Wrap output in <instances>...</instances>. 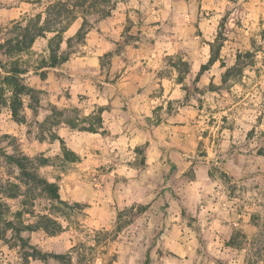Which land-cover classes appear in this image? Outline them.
<instances>
[{"label":"rangeland","instance_id":"374dc122","mask_svg":"<svg viewBox=\"0 0 264 264\" xmlns=\"http://www.w3.org/2000/svg\"><path fill=\"white\" fill-rule=\"evenodd\" d=\"M29 1L38 5H33L30 15H23L17 22L26 26L31 25V19L40 20L41 25L49 21L46 27L51 31L32 48L13 51L9 56L6 53L10 45L6 40L17 38L23 31H19L17 22L0 21L1 77L15 67L28 70L46 67L43 61H52L53 54L69 58L73 53L83 52L89 29L108 14L111 16L117 3L124 0ZM134 1L145 6L134 7L138 13L156 16L152 24L156 27L147 33V22L129 19L123 38L116 40L115 50L120 52L126 43L139 46L152 41L157 46L156 41L160 40L175 50L173 55L161 57L160 67L184 83L181 98L170 100L164 111L160 107L158 117L151 122L163 120L165 112L179 111L183 105L196 108H190L189 123L176 129L175 157L167 160L169 165L147 172L142 200L137 196L116 200L113 222L107 227L97 226L89 217L88 195L93 188L104 186L103 175L108 168L77 163L80 156L67 147L58 130L65 125L95 130L101 125L104 108L87 114L73 101L63 107L49 91L33 87L34 93L21 96L23 118L18 123H24V132L0 133V264L64 262L52 257L47 261L30 257L33 248L70 253L72 264H149L151 256L158 257V264H207L202 256L207 252L202 248L201 217L194 215L192 208L196 206L189 197L190 181L204 175L206 165L216 181V199L225 204L231 202L228 206L237 207L240 214V225L227 242L235 244L237 250L214 262L264 264V0ZM0 2L8 4L11 0ZM59 3L71 12L55 19L52 8ZM151 9L156 12H150ZM81 28L86 32L84 38L77 36ZM140 33L146 39H141ZM217 51L219 58L210 65L212 69L204 78V85L197 83V74H188L190 63L204 60L207 64ZM111 57L103 60L109 71L114 67ZM21 82L27 84L24 75ZM13 87L14 83L0 85V90L3 89L0 100L7 103L0 107L8 106ZM84 97L87 96L81 95L80 99ZM135 151L137 154L130 156L140 165L145 164V144ZM24 155L36 159V163L41 158L47 159L46 165L39 162L36 168H29L59 185L63 203L51 199L42 186L23 176L12 158ZM232 155L229 165H225ZM129 188L132 193L136 190ZM197 203L200 208L201 201ZM151 205L158 210L154 216L144 213ZM46 217L56 223H47ZM27 225L36 229L28 230ZM135 235L143 242H132L120 258L119 249L126 243L123 241ZM184 239L186 242H182ZM185 254L195 257L186 261Z\"/></svg>","mask_w":264,"mask_h":264},{"label":"crops","instance_id":"0c3cea01","mask_svg":"<svg viewBox=\"0 0 264 264\" xmlns=\"http://www.w3.org/2000/svg\"><path fill=\"white\" fill-rule=\"evenodd\" d=\"M33 5H38V2L33 3L29 0H11L8 4L0 2V21L17 22L23 15H30ZM143 5L141 2L135 3L134 0L118 2L111 16L89 29L83 52L73 53L56 67L28 70L24 74L25 82L29 86L49 91L56 97L55 102L63 107L73 101L84 108L87 114L99 107L104 108L101 113V125L95 130L73 129L66 125L58 130V135L66 142L67 147L80 156L77 163L92 168H108L103 175L104 186L93 188L88 195L89 217L97 226L107 227L113 222L117 212L116 200L121 202L122 199L133 196L141 198L139 200L144 198L145 194L141 189L144 187L147 172L151 173L159 170L161 166L169 165L167 160L175 157L177 152L174 146L176 129L189 123L187 118L192 112L190 108L196 110L194 106L183 105L179 107V111L165 112L163 120L151 122L158 117L160 107L164 111L170 100L181 98L184 83L177 79V75H169L168 70L160 67L159 61L162 56L167 57L175 53V50L169 49L170 47L165 46L160 40L156 41L157 46L152 41L148 43L149 45L139 46L126 43L120 52L115 50L116 40L123 38V31L129 19L134 21L136 19L137 23L147 22L149 24L147 33L156 27L152 25L153 21H156V16L152 13L141 15L134 8H145ZM152 11L156 12V9H151L150 12ZM139 35L141 39H146L143 33ZM110 55L114 64L111 71L103 64L105 57ZM204 64V60L191 62L188 73L197 74V83L202 82L203 85L204 78L212 69L209 68L199 74ZM42 72L46 73L45 76H42ZM81 95L87 96L84 97L86 98L84 101L80 99ZM179 123L184 126H180ZM24 129V123H18L14 119L9 105L0 107V133L16 135L24 132ZM143 144L146 146L147 159L145 164L140 165L130 154L136 155V147ZM44 149L41 146V150L46 151ZM233 157L232 155L224 164L229 165ZM204 170V175L201 177L197 175L190 181L189 197L192 205L196 206L192 208L194 215L201 217L202 248L205 253L207 252L202 256L207 264H216L214 261L218 262L219 259L229 256V251L233 253V250H237L235 244L227 242L240 225L238 220L240 214L237 207L228 206L231 202L225 204L216 199V181L211 176L208 165ZM129 186L135 187L136 190L133 193L129 192L131 191ZM78 194L84 196L82 192ZM197 201L202 203L200 208ZM157 212L154 205L144 211L145 214L153 216ZM123 242L126 243L119 249L120 258L129 250L132 242L143 241L135 235ZM182 242H186V239ZM186 255L188 254L183 256L185 258L183 260L186 261L195 257ZM139 260L143 261L142 258ZM149 264H158V257L151 256Z\"/></svg>","mask_w":264,"mask_h":264},{"label":"trees","instance_id":"16d2710c","mask_svg":"<svg viewBox=\"0 0 264 264\" xmlns=\"http://www.w3.org/2000/svg\"><path fill=\"white\" fill-rule=\"evenodd\" d=\"M52 10L54 11L55 16H56L55 19H61L60 17L63 14L65 15V13L71 12V10H67V9L65 10V8H63L62 3H59L58 5L54 6ZM107 16H109V14ZM38 17L39 19H41V15H38ZM31 21H32L31 25L30 23H28L26 26H22L21 22H17L19 31L21 32L23 31V33L19 35L17 38H9L8 40H6L5 43L10 45V48L8 49L9 51H7L6 53L7 55L11 56L10 53H13V51L21 52L27 48L29 49L32 48L37 38L43 37L45 36L46 32L51 31L49 28L46 27V24H48L49 21H47V23H45L46 22L45 21L42 25H41L40 20L38 21L36 19L34 20L31 19ZM85 35H86V32H84L83 28H81L77 33V36L81 38L82 37L84 38ZM57 36L58 34H56L55 37ZM69 39H72V37ZM62 41L63 40L60 39V42ZM59 48L60 47H58V49ZM218 58H219V51H217L216 54L212 55V57L210 58L207 64L202 65L199 74L209 69L210 65H212ZM67 59H68L67 56L60 57L56 54H53L52 61L47 62L46 60H44L43 66L55 67L57 64L63 63ZM27 71H28L27 68L15 67L13 69L5 71V74H6L5 76H2V77L0 76V85L2 83L4 85H7V84L10 85L11 83H14L13 97L9 101L8 105L10 106L12 115L17 122H22V118H23V116H21L20 110L24 105V100L21 96L23 94L31 95V93L35 92L33 87L21 82L22 76ZM0 75H1V71H0ZM42 76H44V73L42 74ZM0 91H3V89H1ZM0 104L6 105L7 103L6 101L2 102L0 100ZM83 130H88V129H83ZM12 159H15V161L17 162V165L22 170L23 176L26 179H28L29 182H34L37 185L42 186V189L46 193L49 194L51 199L63 203V201L61 200V196H60L59 185L56 182H52V181L47 180L46 178L41 177L39 174H37V172L31 171L29 168V166H31L32 168H36V166H39V162L41 165H46L48 163L46 158H41L40 161H37L38 163H36V159L31 158L26 155L22 156L21 158H12ZM10 196L16 197L17 195H10ZM45 219L47 223L49 222L56 223L51 218L46 217ZM8 223L12 225L11 222H8ZM25 228L28 230L36 229V227L32 225L31 226L27 225ZM29 256L34 257V258H40L44 261H47L48 258L52 257L57 260H64L63 264H72V257L70 253H65V254L49 253V252H42L41 250H38L37 248H33V253L29 254Z\"/></svg>","mask_w":264,"mask_h":264}]
</instances>
